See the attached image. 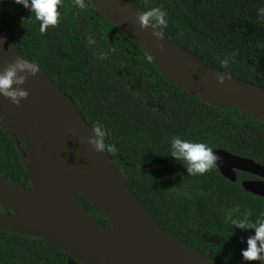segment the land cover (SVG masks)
<instances>
[{
    "label": "trees",
    "instance_id": "16d2710c",
    "mask_svg": "<svg viewBox=\"0 0 264 264\" xmlns=\"http://www.w3.org/2000/svg\"><path fill=\"white\" fill-rule=\"evenodd\" d=\"M133 1L142 12L164 11L162 31L201 62L264 87V19L257 17L264 0ZM83 3L79 8L75 0H62L58 24L41 33L30 8L2 0L0 28L26 60L38 64L72 98L92 130L103 125L105 143L116 149L108 153L159 228L222 264H264L241 255L264 223V197L246 191L242 182L260 178L236 171L231 182L216 166L192 176L188 162L170 154L171 138L179 136L264 166V122L234 108L211 106L167 82L143 50L89 0ZM224 58L226 66L220 63ZM0 176L31 188L1 120ZM80 198L88 213L110 228L103 213ZM0 212L10 213L1 205ZM233 220L246 227H236ZM71 259L45 240L0 231V264H68Z\"/></svg>",
    "mask_w": 264,
    "mask_h": 264
},
{
    "label": "water",
    "instance_id": "95a60500",
    "mask_svg": "<svg viewBox=\"0 0 264 264\" xmlns=\"http://www.w3.org/2000/svg\"><path fill=\"white\" fill-rule=\"evenodd\" d=\"M89 2L144 51L167 82L211 106L234 108L264 122L263 86L201 62L159 27L164 36L156 40L151 26L141 29L142 11L133 0ZM17 61L32 64L0 28V73ZM17 75L25 79L14 87L28 96L19 105L0 96V120L23 159L31 188L0 176V205L10 211L0 212L1 232L50 242L72 256L68 264H222L155 224L110 154L88 143L98 137L75 102L42 69ZM218 75L225 77L223 83ZM213 151L223 177L235 182L236 171L255 175L260 179L242 186L264 197V166L224 149ZM81 195L110 228L88 213Z\"/></svg>",
    "mask_w": 264,
    "mask_h": 264
},
{
    "label": "clouds",
    "instance_id": "9594fccd",
    "mask_svg": "<svg viewBox=\"0 0 264 264\" xmlns=\"http://www.w3.org/2000/svg\"><path fill=\"white\" fill-rule=\"evenodd\" d=\"M14 3L22 5L24 8L31 10L35 15V19L39 21V30L41 33L47 31L50 26H56L59 22L60 12L58 7H62V0H13ZM2 3V0H0ZM75 5L79 8L85 7L83 0H75ZM166 13L159 8H152L148 11H143L138 16V21L141 29L151 26L153 29L152 35L156 40L163 39V32L156 29L167 24ZM258 19H264V7L257 10ZM89 43H94V40L89 38ZM160 47V45H158ZM221 65L226 66L229 63L227 58L220 61ZM28 69L31 74H35L39 70L38 64L34 61L32 64H23L19 61L16 64L5 68L0 73V96L9 99L12 104L19 105L21 100L28 96L26 90L19 86L24 82L25 77L18 76L17 72ZM224 76L218 75L219 83L224 82ZM96 137L102 139L89 138L88 143L93 145L97 152L115 151V146L106 144L105 138L108 135L103 125L97 123L93 127ZM103 141V142H102ZM171 155L175 158H183L188 162L187 172L189 175H203L217 165L220 159L214 154L212 148L204 143L191 142L183 140L179 136H174L170 141ZM232 223L236 227L244 228L246 224L242 220H233ZM242 257L247 261L264 260V223H260L255 228V235L247 240V248L241 252Z\"/></svg>",
    "mask_w": 264,
    "mask_h": 264
},
{
    "label": "rangeland",
    "instance_id": "374dc122",
    "mask_svg": "<svg viewBox=\"0 0 264 264\" xmlns=\"http://www.w3.org/2000/svg\"><path fill=\"white\" fill-rule=\"evenodd\" d=\"M132 85L149 101L152 102V99L149 98V96L147 95V92L141 88H139L137 85H135V83H132Z\"/></svg>",
    "mask_w": 264,
    "mask_h": 264
}]
</instances>
